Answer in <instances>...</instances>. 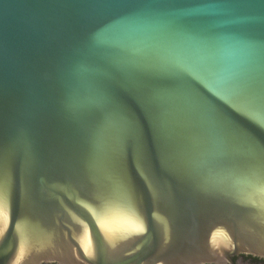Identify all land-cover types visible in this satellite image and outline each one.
<instances>
[{"label":"water","instance_id":"1","mask_svg":"<svg viewBox=\"0 0 264 264\" xmlns=\"http://www.w3.org/2000/svg\"><path fill=\"white\" fill-rule=\"evenodd\" d=\"M264 260V0H0V264Z\"/></svg>","mask_w":264,"mask_h":264},{"label":"flooded vegetation","instance_id":"2","mask_svg":"<svg viewBox=\"0 0 264 264\" xmlns=\"http://www.w3.org/2000/svg\"><path fill=\"white\" fill-rule=\"evenodd\" d=\"M236 259V262H237V264H239V261H240V259H245V260H247V261H251L252 262V264H264L263 262H258V261H255V260H253V259H250V258H248L247 256H237V257H235ZM260 260V259H259ZM262 261H264V260H262Z\"/></svg>","mask_w":264,"mask_h":264},{"label":"rangeland","instance_id":"3","mask_svg":"<svg viewBox=\"0 0 264 264\" xmlns=\"http://www.w3.org/2000/svg\"><path fill=\"white\" fill-rule=\"evenodd\" d=\"M239 264H252L251 261H247L245 259H240Z\"/></svg>","mask_w":264,"mask_h":264},{"label":"trees","instance_id":"4","mask_svg":"<svg viewBox=\"0 0 264 264\" xmlns=\"http://www.w3.org/2000/svg\"><path fill=\"white\" fill-rule=\"evenodd\" d=\"M248 258L253 259V260H255V261H258V262H263V263H264V261L259 260V259H256V258H251V257H248ZM235 259H236V258H235Z\"/></svg>","mask_w":264,"mask_h":264}]
</instances>
